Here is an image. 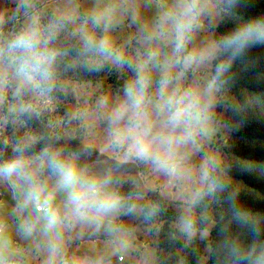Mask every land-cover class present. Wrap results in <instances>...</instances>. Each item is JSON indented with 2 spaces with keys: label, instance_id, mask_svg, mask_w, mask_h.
<instances>
[{
  "label": "clouds",
  "instance_id": "clouds-1",
  "mask_svg": "<svg viewBox=\"0 0 264 264\" xmlns=\"http://www.w3.org/2000/svg\"><path fill=\"white\" fill-rule=\"evenodd\" d=\"M125 3L109 0L90 11L93 29L102 28V34L89 31L87 21L77 27L75 57L59 41L63 21L74 22L78 15L74 10L57 11L44 23L39 12L29 13L33 0H19L24 23L0 30V196L7 193L11 201L0 199V264H32L37 257L40 264H113L114 259L122 264L129 257L135 264H156V249L138 244L137 227L125 222L138 221L147 233L158 234L166 211L164 199L148 198L153 188L133 174L136 167L182 190L191 185L180 197L173 239L190 244L207 232L199 225L215 223L205 199L226 187L217 174L219 159L205 153L198 168L190 160L214 132L215 113L236 79L234 66L250 49L264 46V19L244 21L196 44L202 20L230 13L239 0H172L143 26L133 62L111 36ZM3 24L0 14V29ZM109 66L134 69L122 95L114 101L101 96L71 113L81 127L103 126L99 151L91 150V132L83 139L85 150L60 144L64 137L51 123L47 136L33 134L28 122L39 120L54 107L57 94L67 91L69 70L101 73ZM189 72L195 77L190 81ZM247 99L260 103L259 96ZM8 128L12 135L5 137ZM20 129H26L23 135L17 134ZM231 212L229 223L250 230L253 238L245 244L225 226L216 246L218 264H264L261 218L235 207ZM14 234L29 247L15 242ZM85 234L96 237L89 245L93 255L71 256L73 237Z\"/></svg>",
  "mask_w": 264,
  "mask_h": 264
},
{
  "label": "rangeland",
  "instance_id": "rangeland-1",
  "mask_svg": "<svg viewBox=\"0 0 264 264\" xmlns=\"http://www.w3.org/2000/svg\"><path fill=\"white\" fill-rule=\"evenodd\" d=\"M171 2L172 0H127V3L123 5L122 12L113 22L111 36L117 46L124 45L128 49V52L132 55L133 62H135V52L133 50L140 49L138 40L142 35L143 26L150 24L157 17L158 13L166 9ZM18 3L19 0H0V14H3L4 17V24L0 30L5 33L15 30L19 25L24 23L25 11L21 9L17 12ZM107 3H109V0H33V8L29 10V13L39 12L42 17V22L48 23L55 19L57 11L71 13L74 10L78 14L75 21H63L65 30L61 32L59 38L60 44L72 46V38H75L79 42L78 36L73 35V32L77 27L84 24L85 21H87L85 26L89 31H95L97 36L102 34V28L93 29L89 13L97 5L104 7ZM220 20L221 14L205 17L202 20L203 28L194 33V43L200 44L208 39H214L215 30ZM71 70L76 71L77 67ZM99 75L94 81H78L72 74L68 73L66 76L68 82L67 91L57 94L54 107L50 111H45L39 120L28 122L33 134L47 136L52 131L49 128V124L51 123L55 126V131L64 137L60 141V144L69 147L79 146L82 150H85L83 139L89 136V132H91L90 139L94 146L91 150L99 151L103 142V126H97L93 129L81 127L79 121L71 118V113L77 108L93 105L101 96L108 97L110 101H114L120 97L124 84L133 77L134 69L109 66L99 73ZM187 75L189 81L195 78L191 72ZM195 75L198 76L199 73ZM226 117L227 106L221 105L215 113L214 132L211 138L200 144V150L192 155L190 163L193 167L198 168L204 154L213 153L219 159L220 164L217 174L226 183L225 188H227V192L230 195L234 194L237 200L244 199L247 196L252 197L255 195L254 192H251L244 184L235 182L232 177L234 173L241 170V167L235 163V159L229 152L233 137L232 129L228 125ZM25 130L20 129L17 134L23 135ZM10 135H12V129L8 128L5 130L4 136L7 137ZM3 138L0 137V140ZM85 162H87V157H85ZM254 173L257 174L258 170L255 169ZM133 174L141 178L145 184L152 186L153 191L150 192L148 198L164 199L166 208L174 211L176 220L180 214V197L183 195L184 190H190L191 185H185L182 190L179 185L168 184L161 178L151 175L146 169L139 167L133 169ZM161 193L165 194L164 198L161 197ZM221 194L227 193L223 190L218 192L214 198L205 199L207 211L214 221L217 216L219 217L221 213H224L225 208L230 209V207L232 208L234 206V202L231 199H229V202L220 199L219 196ZM0 199H5L11 204L7 193H3ZM175 220L171 222L160 220L158 234L147 233V226L140 224L138 221L126 219L125 222L137 227V243L156 249L157 256L159 257L157 245L161 239V232L167 227L173 234V223ZM214 226L215 223H204L201 228H207V232L203 236L198 234L190 244L186 245L185 241L179 239L181 248L177 250L180 259L178 264H186L184 262L185 254L196 247L200 251L198 259L194 264H207L210 254L211 231L214 229ZM153 232L155 233L156 230L153 229ZM95 239L96 237L89 234H85L82 237L74 236L69 248V254L74 257L93 255L89 245ZM13 240L24 248L29 247L27 242L21 240L15 234L13 235ZM32 254L36 256L35 248H32ZM40 261L41 257H37L32 261V264H40ZM113 264H116L115 259ZM122 264H135V259L132 257L126 258ZM156 264H159V260H157Z\"/></svg>",
  "mask_w": 264,
  "mask_h": 264
},
{
  "label": "trees",
  "instance_id": "trees-1",
  "mask_svg": "<svg viewBox=\"0 0 264 264\" xmlns=\"http://www.w3.org/2000/svg\"><path fill=\"white\" fill-rule=\"evenodd\" d=\"M264 19V0H239L236 7L230 13H221V20L215 30V38L232 31L240 23L251 19ZM67 25V23H66ZM72 46L60 44L75 57L80 43L72 38ZM236 73L235 81L227 89V99L223 106H227V123L232 129V145L230 154L239 164L241 170L232 175L235 182L244 184L254 196L237 200L234 194L225 193L219 197L224 201L231 199L235 208L242 209L261 218L260 228L264 230V46H256L246 53V57L239 61L233 69ZM78 81H94L99 75L95 72H87L77 67L76 71L69 70ZM259 96L260 103H249L248 97ZM239 105L238 108L235 106ZM258 173L255 174L254 170ZM224 184H226L224 182ZM226 189V190H225ZM161 199V198H155ZM166 208V205L164 203ZM232 207V208H233ZM224 209L221 216L215 219L214 229L211 231L210 254L207 264H218L216 246L222 238V229L227 226L229 232L249 244L252 242V232L241 229L235 223H229L231 209ZM160 220L171 222L175 220L173 210L166 208ZM204 224L199 225L203 227ZM161 232V239L157 245L159 264H178L180 259L177 250L181 248L179 239L170 237L172 232L165 227ZM264 240V235L260 237ZM199 248L189 250L184 256L186 264H194L199 256Z\"/></svg>",
  "mask_w": 264,
  "mask_h": 264
}]
</instances>
